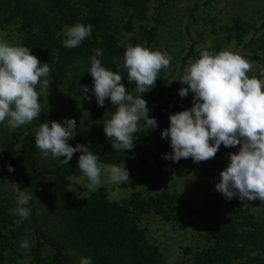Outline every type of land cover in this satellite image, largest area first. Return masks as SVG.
<instances>
[{
	"label": "trees",
	"instance_id": "1",
	"mask_svg": "<svg viewBox=\"0 0 264 264\" xmlns=\"http://www.w3.org/2000/svg\"><path fill=\"white\" fill-rule=\"evenodd\" d=\"M168 0H0V33L13 36L17 42L31 49L42 63L47 62L52 84H60L61 107L55 111L41 112L40 118L16 130L3 131L0 127V172L13 180L14 195L26 191L32 198L25 207L31 215L17 225L19 217L7 196L0 195V264H5L8 255L26 259L25 264H79L67 248L76 249L92 264H165L157 246L149 244L145 236L143 215L154 213L168 220L175 202L190 200L176 190V168L193 170L198 178L219 182V174L226 167L229 153L239 150L221 144L215 158L194 162L191 158L173 162L165 159L172 151L170 138L161 137L169 126V115L191 107L192 98H181L176 93L182 83L178 80L192 58H197L196 41L185 27L188 45L178 66V77L172 83L157 78L155 86L143 93L149 108V116L157 119L154 130L144 129L136 133L134 148L115 151L104 132V123L115 110L109 99L103 107L92 102L93 125L86 136L75 135L69 143L75 147L83 143L96 152L100 162L116 164L123 156L138 150L147 159L155 162L149 171L138 165L125 164L133 177L145 180L149 195L143 197L132 192L127 199L110 198L103 188L88 191L83 198H76L70 191L72 161L47 166L42 162L40 150L35 146V130L45 120L63 121L76 112V93L79 85L93 86L89 72L90 57L94 49H101L102 64L113 71H120L123 83L132 92L134 83L127 81L126 71L118 67L128 46L144 45L153 49L162 22L159 13ZM122 13L119 22L115 12ZM80 22L92 26L91 36L79 46L66 48L63 45V30ZM227 40H233L252 53L264 70V9L258 25L232 15L225 26L220 27ZM251 34L250 38L246 37ZM122 34V36L120 35ZM124 40H123V38ZM259 75V74H258ZM39 90V89H38ZM191 93V92H190ZM79 152L73 157L78 158ZM11 165L14 171L9 172ZM174 179L172 191L165 180ZM46 192L54 204V220L57 229L46 230L41 224L35 194ZM203 204L214 214L203 238L204 247L193 264H264V202L209 200ZM246 205L260 208L263 216L256 219ZM27 238L30 247L24 250L21 241Z\"/></svg>",
	"mask_w": 264,
	"mask_h": 264
},
{
	"label": "clouds",
	"instance_id": "2",
	"mask_svg": "<svg viewBox=\"0 0 264 264\" xmlns=\"http://www.w3.org/2000/svg\"><path fill=\"white\" fill-rule=\"evenodd\" d=\"M91 33V25L77 22L66 26L63 45L69 49L77 47ZM101 56L102 50L94 49L90 57L87 72L91 74L93 87L79 85V90L84 100H91L87 95L91 91L98 106L103 107L106 99L115 106L103 124L104 132L112 148L124 152L134 148L135 134L141 131V125L147 131L157 127V119L149 116L142 94L155 86L161 71L170 67L172 57L160 49L139 44L128 46L118 67L126 71L127 81L135 84L129 92L123 83L125 76L105 67ZM253 67V62L238 51L225 48L213 52L202 48L178 79L185 85L179 89V96L185 98L191 92L192 105L169 115V126L162 130L161 137L170 138L172 151L164 158L173 162L182 158L204 162L215 158L221 144L239 145L238 151L229 153L215 188L228 200L237 197L241 201L264 202V70L250 76ZM50 72L49 64L42 63L29 47L0 38V123L6 121L14 131L40 118L44 112L40 97L43 92L48 94ZM76 132L74 118L45 120L35 130V146L45 158L51 154L67 165L79 152L78 167L90 190L102 185V174L112 184L130 181L123 161L104 165L99 162L98 154L85 144L77 143L73 147L69 141ZM8 170L14 171L11 165ZM31 198L26 191L19 192L15 208L19 217L17 225L31 215L30 208L25 207ZM20 247L29 249L26 237ZM80 264H92V260L84 257Z\"/></svg>",
	"mask_w": 264,
	"mask_h": 264
},
{
	"label": "rangeland",
	"instance_id": "3",
	"mask_svg": "<svg viewBox=\"0 0 264 264\" xmlns=\"http://www.w3.org/2000/svg\"><path fill=\"white\" fill-rule=\"evenodd\" d=\"M161 9L162 11L155 9V13H159L162 22L158 25V35L153 44V49L167 51L172 57L170 67L161 71L165 83H172L178 77L179 62L184 49L188 45L186 26L189 27L190 34L193 35L196 41V52L199 53L202 48H207L213 52H218L225 48L238 51L254 64L253 71L249 75L259 74L260 65L255 59L250 58L252 53L233 40H227L226 33L220 27L225 26L230 17L235 14L246 21L258 25L261 12L264 9V0H168ZM121 14L119 9H117L115 18L118 22ZM251 34H253L252 31L246 37V40L250 38ZM120 35L122 36V34ZM0 38L7 39L12 43L17 42V39L10 35L7 36L0 33ZM192 60L194 58L190 61ZM92 87L90 86L89 89ZM60 90H62L60 84H52L50 82L48 94L43 92L40 97L43 111H55L61 107ZM176 93L179 94V89H177ZM87 95L91 97L90 101L82 99V93L79 90L76 93L75 103L78 110L66 116L76 120L77 132L75 135L83 138L93 125L92 102L95 96L91 91ZM192 96L193 94L189 92L188 97L192 98ZM0 127L2 128V133L3 131H11L6 121L0 123ZM40 153L44 165L55 166L61 163L59 159L52 158L51 154L45 158L41 151ZM71 161L72 170L70 177L72 183L70 189L76 198H83L88 191H95L98 188H103L107 195L113 199H127L132 192H139L143 197L150 194L146 181L131 175L128 183L116 185L109 183L107 175L102 174V185L95 190H90L87 179L79 170L78 158L72 157ZM122 161L125 164L141 166L149 171L155 169L154 160L145 158L138 150L126 153ZM174 178L177 180L176 190L183 193L190 202L186 203L182 199L175 202L168 220L161 219L152 212L144 214L142 219L145 236L149 244L157 246L165 264H193L198 253L204 247V232L210 221L215 219L214 214L203 204V201L226 198L216 190V181L209 178H198L191 169L176 168ZM164 182L168 188L170 187L169 190L172 191L171 186L175 180L169 178ZM14 193L13 180L7 174L0 172V195L7 196L13 206H17V197H15ZM34 198L43 227L50 232L56 230L54 204L48 193H37ZM245 207L256 215V219L263 216L260 214V208L251 205H246ZM67 251L80 264L84 256L74 248H67ZM25 263L26 259L17 257L14 259L11 254L8 255L5 262V264Z\"/></svg>",
	"mask_w": 264,
	"mask_h": 264
}]
</instances>
